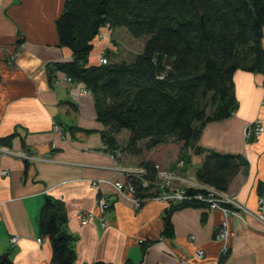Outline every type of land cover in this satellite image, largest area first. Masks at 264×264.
<instances>
[{
	"label": "crops",
	"instance_id": "1",
	"mask_svg": "<svg viewBox=\"0 0 264 264\" xmlns=\"http://www.w3.org/2000/svg\"><path fill=\"white\" fill-rule=\"evenodd\" d=\"M65 1L0 0V171H7L5 176L0 174V257L7 254L10 264H50L51 245L37 229L48 196L63 204L65 230L74 237L75 264L219 261L220 243L214 235L225 217L218 210L204 205L176 207L154 199L136 209L111 186L101 185L99 193L109 208L99 212L98 194L89 181H121L126 170L139 168L142 158L124 153L114 160L102 149L105 128L96 119L93 96L79 94L80 84L69 88L61 75H56L57 82L51 81V65L71 60L70 51L58 44L55 25ZM118 33L127 34L122 28L114 29L113 40ZM103 46L97 43L90 65L97 64ZM12 53L18 54L8 64ZM118 56H112V61L133 59ZM233 84L237 109L223 121L204 124L197 146L241 155L247 162L224 192L247 213L242 218L227 217L228 251L220 264H264V209L262 221L255 217L264 193V76L237 70ZM257 121L263 132L247 141L244 130ZM54 125L63 129L65 142ZM8 137L11 140L5 143ZM127 137L128 132L122 131L116 140L121 144ZM21 154L32 159L25 160ZM201 159L190 149L170 146L158 156L157 165L194 180ZM165 212L170 215V236L162 235ZM81 213L92 215L84 225L78 220ZM12 235L18 241L11 249ZM198 250L203 252L201 259L195 256Z\"/></svg>",
	"mask_w": 264,
	"mask_h": 264
},
{
	"label": "trees",
	"instance_id": "2",
	"mask_svg": "<svg viewBox=\"0 0 264 264\" xmlns=\"http://www.w3.org/2000/svg\"><path fill=\"white\" fill-rule=\"evenodd\" d=\"M55 25L58 44L70 51L71 60L51 65V81L57 74L68 77L93 96L111 153L142 158L139 167L152 180L157 158L168 147L190 149L202 157L195 180L227 191L246 160L197 142L204 124L223 121L237 109V70L264 76V0H66ZM105 25L110 34L124 28L130 37L144 38L141 52L130 62H114L117 49L116 55L107 52V64L90 65ZM122 131L128 137L120 145L116 136ZM136 195L150 196L139 187ZM184 205L205 206L190 200L176 207ZM162 219V235L170 236L169 212ZM65 224L63 204L46 196L37 229L51 245L50 264H75L74 237ZM0 264L10 263L0 257Z\"/></svg>",
	"mask_w": 264,
	"mask_h": 264
},
{
	"label": "built area",
	"instance_id": "3",
	"mask_svg": "<svg viewBox=\"0 0 264 264\" xmlns=\"http://www.w3.org/2000/svg\"><path fill=\"white\" fill-rule=\"evenodd\" d=\"M109 26L105 25L103 30H101L97 39L104 43V46L100 49L98 54V62L100 64H107V52L116 55L118 53L117 48H115L109 38ZM18 53H12L8 57V64L12 63ZM63 82H65L69 88H71L74 83L68 77H63ZM58 79L55 78L53 82H57ZM78 93L81 95L88 94V91L81 85L78 88ZM53 130L60 134L61 141L65 142V138L62 136L63 129L54 125ZM263 132V127L257 121L252 125H249L244 130V137L248 141L252 138L259 136ZM52 148H55V144H52ZM102 149L111 154L114 160H118L123 153V151L116 150L112 153L107 149V146L103 145ZM21 157L25 160H30L32 157L28 154H21ZM116 169V167H115ZM155 175L152 180H147L145 176V171L142 168L128 169L125 171L123 180L112 181L110 179H96L89 181L91 189L97 192V206L101 214H103L109 208L107 200L99 193L101 185L111 186L116 193L130 200L136 209L140 208L141 204L148 200L154 199L156 201L172 204L181 205L184 202H189L190 200H197L205 204V206L210 211H220L225 219L215 230L214 239L220 243V259L223 258L228 251L227 241L230 236V232L227 224V217L232 215L242 218V214H246V208L237 203L235 199L229 197L226 193L215 190L214 188L200 184L195 179H187L174 171H167L161 168L159 165H155ZM0 174L5 176L7 174L6 170H1ZM137 187L150 196L138 197L136 195ZM189 190L193 192H188ZM263 209H264V193L259 197L258 209L255 213L257 220H263ZM91 214L81 213L78 215L79 223L84 225L87 223ZM103 225L105 222L101 219ZM18 237L12 235L9 239L10 248H14L17 244ZM198 259L203 257V252L198 250L195 253ZM220 261V260H219ZM219 261L207 263V264H220Z\"/></svg>",
	"mask_w": 264,
	"mask_h": 264
},
{
	"label": "rangeland",
	"instance_id": "4",
	"mask_svg": "<svg viewBox=\"0 0 264 264\" xmlns=\"http://www.w3.org/2000/svg\"><path fill=\"white\" fill-rule=\"evenodd\" d=\"M122 29H124V28H122ZM124 31H126V30L124 29ZM126 33H127L126 35L123 33H118L116 36L117 37L116 40H113L114 37L112 34H109V38L111 40L112 45L117 47V49L119 51V56L125 55L126 60H129L132 57H134L136 54H139L141 52L145 39L144 38L134 39L132 37L129 38L130 36H128L127 31H126ZM262 39L264 40V27L262 29ZM240 71H243V70H240ZM247 73H250V72H247ZM123 133H124V131H123ZM125 141L126 140H122V143L120 145L124 144ZM142 143L143 142H141V145H142Z\"/></svg>",
	"mask_w": 264,
	"mask_h": 264
},
{
	"label": "water",
	"instance_id": "5",
	"mask_svg": "<svg viewBox=\"0 0 264 264\" xmlns=\"http://www.w3.org/2000/svg\"><path fill=\"white\" fill-rule=\"evenodd\" d=\"M1 258H2L4 261L9 262V260H8V258H7V254L2 255Z\"/></svg>",
	"mask_w": 264,
	"mask_h": 264
}]
</instances>
